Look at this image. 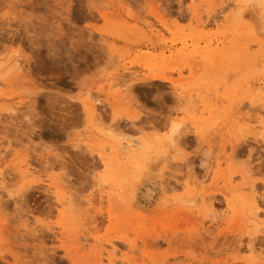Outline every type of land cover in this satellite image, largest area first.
<instances>
[{
	"label": "rangeland",
	"instance_id": "1",
	"mask_svg": "<svg viewBox=\"0 0 264 264\" xmlns=\"http://www.w3.org/2000/svg\"><path fill=\"white\" fill-rule=\"evenodd\" d=\"M263 76L257 0H0V264H264Z\"/></svg>",
	"mask_w": 264,
	"mask_h": 264
},
{
	"label": "bare ground",
	"instance_id": "2",
	"mask_svg": "<svg viewBox=\"0 0 264 264\" xmlns=\"http://www.w3.org/2000/svg\"><path fill=\"white\" fill-rule=\"evenodd\" d=\"M216 1V0H215ZM259 3H261V4H263L264 5V0H257ZM166 26V25H165ZM211 43L209 42V43H207L206 45H205V47H204V50L206 51V53H209L208 52V47H209V45H210ZM211 47V46H210ZM184 52V51H183ZM181 53V52H180ZM200 53V51H199V48L198 47H194L193 48V50H192V54H191V56L194 58V57H196L198 54ZM183 55V54H182ZM125 72V71H124ZM130 72V71H129ZM128 72V73H129ZM131 73V72H130ZM262 79V83H264V76L261 78ZM122 81V80H121ZM125 84V83H124ZM124 84H123V82H116V85H117V87L120 89V87H124ZM118 88H117V90H118ZM263 88V87H262ZM121 90V89H120ZM262 90V89H261ZM119 95H118V93H116L115 94V98H117ZM201 99V98H200ZM98 101V100H97ZM99 102V101H98ZM200 102H201V106H203V108H202V112L206 109V107H204V101L203 100H200ZM95 103L92 101L91 102V110H94V108H95ZM263 112V111H262ZM261 112V113H262ZM259 115V114H258ZM255 118H256V116H255ZM248 120L249 121H247L248 122V124L250 123V122H252L253 120H252V118H251V120H250V118H248ZM255 120V119H254ZM259 120V118H257V122H262L261 120L260 121H258ZM254 122H256V121H254ZM247 124V123H246ZM262 125H264L263 124V122H262ZM179 123H176V124H174L173 125V127L171 128V132H170V138H172L173 137V135L176 133L177 134V131H179ZM174 138V137H173ZM170 140V139H169ZM171 141V140H170ZM122 145V144H121ZM140 147H142L141 145H139V143H137V142H132V141H127L126 142V144L125 143H123V145H122V148L123 149H126L127 151H131V152H133V151H136V149L137 148H140ZM149 148V147H148ZM157 150V149H156ZM148 152H150L149 150H148ZM158 152L160 153V151L158 150ZM158 152L157 153H155V154H158ZM145 153H146V151H145ZM152 153V152H151ZM144 156V155H143ZM142 156V157H143ZM147 156V155H146ZM158 157V156H157ZM147 158V157H146ZM145 158V160H147ZM140 160H142V158L140 159ZM142 161L143 163L144 162H146V161ZM136 161V160H135ZM138 161V160H137ZM136 161V162H137ZM133 162V161H132ZM125 163V162H124ZM223 163V162H222ZM221 164V163H220ZM145 165V164H144ZM222 165V164H221ZM141 170H143V168L141 169ZM32 173H33V171H31ZM32 173H30V175H32ZM137 173V172H136ZM141 173V172H140ZM34 174H36V173H34ZM247 174H249V173H247ZM124 177V176H123ZM244 177V176H243ZM248 177V176H247ZM138 178V177H137ZM231 178V177H230ZM121 179V178H120ZM232 179V178H231ZM231 179H230V181H231ZM118 180V179H117ZM229 181V182H230ZM251 181V180H250ZM247 182V181H244L241 185H243V187H241L240 185L237 187L238 189H244V188H246V190H247V188H251L252 189V192L254 193L255 192V185L252 183V182ZM127 182V181H126ZM234 182V181H233ZM117 183H119V182H117ZM122 183V182H121ZM232 183V182H231ZM247 183H249V185H247ZM123 184V183H122ZM195 185V184H194ZM193 185V186H194ZM196 185H197V183H196ZM226 185H228V183L226 184ZM247 185V186H246ZM113 186H114V184H113ZM199 186H200V183H199ZM199 186H198V188H199ZM195 188V187H194ZM118 189V188H117ZM204 189V188H203ZM200 192H196L193 196H188V197H186L185 199H187V200H185V199H181V200H185V201H187L188 203H192V205L191 204H186L185 202V205H183V207H188V209L190 208V210H193L192 208L193 207H195V208H197L196 206H200V204H201V202L204 200V195H203V192H201V191H203L202 190V188L199 190ZM226 192H227V190H226ZM198 194V196L197 197H195V195H197ZM224 194L227 196V194L224 192ZM210 196V195H209ZM198 197L200 198V200L198 199ZM208 197V196H207ZM207 197H205V199L207 198ZM254 197V196H253ZM209 198V197H208ZM196 199H198L199 200V202H198V204H197V200ZM253 199V198H252ZM110 200V199H109ZM207 200H209V199H206V203L209 205V201L207 202ZM232 200H234V198L232 199ZM261 201H263L264 202V196L260 199ZM112 201V200H111ZM227 201H228V198H227ZM59 202V201H58ZM65 202V201H64ZM180 202V201H179ZM234 202V201H233ZM129 203V202H128ZM183 203V202H182ZM205 203V200H204V202H203V205H205L206 204ZM231 202H227V204L229 205ZM253 211H252V218H253V223H254V225H255V227L256 228H258V226L261 224V221H262V215L264 214L263 212H264V210L262 211V208L264 209V207H262V208H260V206H262L261 204L259 205L258 204V199H256V197L253 199ZM252 203L250 202V204L252 205ZM131 204V203H130ZM206 204V205H207ZM211 205H212V203H210ZM232 204V203H231ZM230 204V205H231ZM211 205H209V206H211ZM233 205H234V203H233ZM240 205H241V203H240ZM250 205V206H251ZM208 206V207H209ZM205 207H207V206H205ZM233 207V206H232ZM239 207V206H238ZM234 208H236V205H235V207ZM237 209V208H236ZM250 210H252L251 209V207L249 208ZM248 209V210H249ZM186 210V209H185ZM145 211V210H144ZM186 211H189V210H186ZM227 211V210H226ZM229 211V210H228ZM234 211H235V209H234ZM237 211V210H236ZM261 211H262V213H261ZM139 212V211H138ZM193 212H195V210L193 211ZM233 212V211H232ZM231 212V213H232ZM189 213H192V212H190L189 211ZM188 213V214H189ZM263 222V221H262ZM261 248V247H260ZM262 249H264V247L263 248H261V249H258V250H256L255 249V247H250L249 249H248V251H250V253L252 254V256H253V258L255 259V260H259V262H262V260L264 259L263 257H264V253H263V251L264 250H262ZM114 251H115V248L114 247H112V254L111 253H108V256H107V259L110 261V262H114L115 263V261H113L114 259H113V257H112V255L114 254ZM3 259H4V257H3ZM101 260V259H100ZM125 264H136V263H133V262H130L129 260H124L123 261ZM264 262V261H263ZM245 264H247V261H245ZM257 264H259V263H257Z\"/></svg>",
	"mask_w": 264,
	"mask_h": 264
}]
</instances>
